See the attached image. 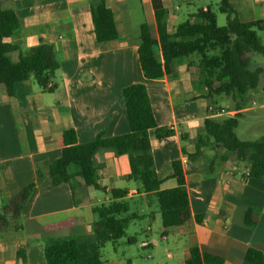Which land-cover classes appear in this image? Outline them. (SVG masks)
Masks as SVG:
<instances>
[{"label": "crops", "instance_id": "1", "mask_svg": "<svg viewBox=\"0 0 264 264\" xmlns=\"http://www.w3.org/2000/svg\"><path fill=\"white\" fill-rule=\"evenodd\" d=\"M104 1L115 16L118 35L98 42L90 0H0V4L14 9L20 23L17 32L7 39L15 46L9 54L11 60L27 55L40 42L51 45L58 60L50 80L51 91L43 90L32 77L18 82L13 95H6L0 88V207L34 181L37 172L42 176L19 218L0 231V264H45L43 250L49 239L90 236L95 218L91 208L99 205L96 190L105 193L107 203L110 188H126L125 199L132 204L130 212L149 221L160 218L155 199L138 192L137 183L126 178L127 157L116 155L112 148L94 155L99 188H83L79 179H74L77 193L73 196L66 183L48 185L47 165L60 156L64 130L72 129L77 143L92 141L97 135L113 137L129 131L122 90L133 83L145 86L157 126L173 130L161 139L150 133L149 139L154 169L162 178L161 188L177 184L173 161H180L184 172L192 217L166 229L164 234L161 229L162 236L172 233L185 240L181 263L191 246L222 258L223 264H248L244 254L250 247L261 251L264 259V181L247 176L245 166L216 158L210 151L205 150L194 159L187 156L194 151L193 140L203 120L212 116L209 106L224 110L214 117L240 114V118L251 111L249 104L253 105L255 98L246 94L237 108L230 98L214 95L212 104L207 106L205 90L190 82L186 57L175 60L172 73L146 78L139 66L137 46L141 24L146 23L156 34L151 0ZM228 1L232 7L237 4L240 18L233 9L241 21H264V0ZM161 3L169 25L171 14L167 8L172 0ZM258 5L256 17L245 15ZM260 98L262 109L259 114L252 112V116L264 115V96ZM71 171L75 168L71 167ZM115 180L125 181L127 187L113 185ZM129 181L135 186H130ZM83 195L87 200L75 203L73 197L83 199ZM138 201L142 203L141 214L132 209ZM248 209L255 219L252 226L244 222ZM195 216H201L200 221ZM66 218H73L74 223L56 229L46 227ZM147 228L150 230L151 226ZM131 239L130 236L127 241ZM152 240L156 242L155 238ZM19 250L24 262L17 255ZM101 264H105L102 253Z\"/></svg>", "mask_w": 264, "mask_h": 264}, {"label": "trees", "instance_id": "2", "mask_svg": "<svg viewBox=\"0 0 264 264\" xmlns=\"http://www.w3.org/2000/svg\"><path fill=\"white\" fill-rule=\"evenodd\" d=\"M156 23V34H152L146 23L140 25L137 55L143 75L149 79L161 78L172 73L175 60L189 59L186 70L190 82L205 90L207 106L214 95L230 98L237 108L245 100L248 90L259 85L260 68L252 69L248 53L264 55V45L260 43L256 30H264L263 20L241 21L228 0H219L218 11L225 14V24L218 26L216 15L209 6L198 10L169 28L167 11L161 0H151ZM90 13L96 40L104 42L117 38L115 16L104 0H90ZM193 18H196L193 20ZM19 19L12 7L0 4V88L8 96L13 95L18 82L32 77L45 91L47 83L58 67V60L51 45L40 42L27 55H19L16 61L9 54L15 46L7 39L19 29ZM216 51V52H215ZM129 131L125 134L102 137L97 135L92 141L77 143L72 129H66L61 136L60 156L48 163V185L66 183L75 196L74 179H79L82 187L99 188L95 179L94 155L104 148H112L116 155H125L128 160L126 178L139 186L138 192L153 197L160 213L162 232L184 224L192 216L189 207L184 172L180 161L171 163L176 186L161 188L162 178L154 169L149 134L156 138L172 134L169 127L157 126L149 97L142 83H133L122 90ZM240 114L223 117L208 116L193 140L194 151L187 154L194 159L210 151L221 160L231 159L236 165L246 168L247 176L264 181V137L257 140L241 139L236 135ZM71 167L75 171H71ZM42 176L24 185L19 192L0 207V231L11 221L19 218L21 210L32 190L41 184ZM110 201L91 208L95 218L92 234L83 238H51L43 250L45 264H101L100 249L106 242H114L126 235L130 222L139 216L130 212V204L125 199L126 188H110ZM75 203L87 200L75 198ZM248 209L244 222L252 226L254 217ZM200 221L201 216H195ZM74 223L66 218L47 228H61ZM24 262L22 251L17 252ZM248 264H263V254L255 248H248L244 254ZM184 264H223V259L201 252L191 246Z\"/></svg>", "mask_w": 264, "mask_h": 264}, {"label": "rangeland", "instance_id": "3", "mask_svg": "<svg viewBox=\"0 0 264 264\" xmlns=\"http://www.w3.org/2000/svg\"><path fill=\"white\" fill-rule=\"evenodd\" d=\"M218 3L219 0H172V4L167 8L171 14L169 28L173 29L179 22L185 20L189 15L196 13L203 6H209L215 13L218 26L224 25L225 14L218 11ZM261 4L263 8L264 2L261 1ZM236 5L234 4L233 7L238 12L237 16L240 18ZM256 8L259 9V5L245 12V15L250 18L256 17V11H258ZM261 17L264 18V14ZM256 31L260 43L264 45V30ZM248 56L250 67L252 69L260 68L262 72L260 74L259 85L252 90H248L246 93L255 98V103L253 105L249 104L252 108L251 111L245 112L239 118L236 133L241 139L257 140L261 135H264V115L258 116L262 109L260 107L262 98L260 97L264 96V55L250 52ZM190 58L196 59V56L192 55L186 57L184 60ZM195 88L198 89L199 87ZM252 112L258 114L252 116ZM129 184L130 186H135L133 181H129ZM113 185L122 187L126 186V182L115 180ZM95 195L99 199L96 202L97 204L105 203V193L102 190H96ZM128 202L129 204L131 203L130 200ZM141 204V201L134 203L135 207L132 209L141 214ZM148 225L151 226L150 230L147 228ZM161 229L162 225L159 217L151 221L147 217H139L132 220L126 229V236L118 239L115 243L106 242L105 246L103 245L104 247L101 249L102 261L105 264H182V251L185 240L172 233L162 236ZM130 236L132 237L131 241H127V238ZM153 238H155L156 242H153Z\"/></svg>", "mask_w": 264, "mask_h": 264}, {"label": "built area", "instance_id": "4", "mask_svg": "<svg viewBox=\"0 0 264 264\" xmlns=\"http://www.w3.org/2000/svg\"><path fill=\"white\" fill-rule=\"evenodd\" d=\"M46 87L47 88H52L53 87V83L49 81L47 83ZM209 109L212 111V115H219L221 113H224V110L223 109H215L212 106H209ZM170 128H172V127H170ZM182 161H183V163H186L187 162L186 158H184Z\"/></svg>", "mask_w": 264, "mask_h": 264}]
</instances>
